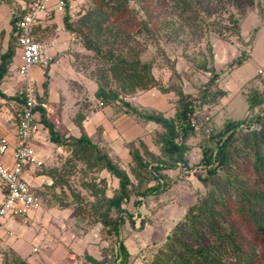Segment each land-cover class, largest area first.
<instances>
[{
	"label": "trees",
	"instance_id": "1",
	"mask_svg": "<svg viewBox=\"0 0 264 264\" xmlns=\"http://www.w3.org/2000/svg\"><path fill=\"white\" fill-rule=\"evenodd\" d=\"M129 1L89 0L90 6L75 22L68 13L62 20L64 27L79 37L82 45L101 60L88 76L95 83L94 99L87 103L88 110L98 109L101 101L102 106L118 105L125 108L130 116L155 122L161 127L152 135V143L157 149L151 150L140 137L136 138L139 146L132 140L125 142L130 158L127 170L118 157L110 154L111 147L107 143L94 141L83 131L81 122L86 113L77 111L73 116L81 129L79 136H65L54 128L45 109L37 106L48 137L61 153L57 157L62 159L57 165L42 163L38 174L50 177L51 183L41 184L32 190L46 202L53 201L61 208H70L75 219L82 217L90 226L101 224L102 230L114 235L116 249L112 258L105 263L84 254L91 264H125L129 252L120 238L121 227L127 223L132 230L139 231L149 220L148 215L137 213L136 222L130 205L139 210L145 208V199L152 202L153 198L169 189L174 181L166 171H180V168L188 166L187 156L192 148L190 141L202 134L199 140L201 158L194 172L207 189L186 209L183 219L171 229V235L154 253L150 264H264V111L262 114L255 112L257 107L264 106V86L259 88L250 82L245 88L241 87L246 93L248 110L252 113L249 120L226 117L220 124H215L212 119L202 116L205 109L216 105L228 93L221 86L223 72L246 61L248 51L242 50L220 70L213 66L205 68L209 78L198 86L194 85L193 91L183 90L182 71L176 72L171 62L174 79L165 85L154 76L153 61L142 60L144 47L137 40L140 32L152 37L168 23L160 20V15H167L165 0H135L145 14L144 20L129 6ZM196 1L174 2L180 17L191 27V19L195 20L198 15L194 8ZM230 1L236 9L242 7L244 14L254 3V0ZM70 2L67 0L66 11H69ZM25 13L26 8L17 6L16 12L11 14L7 45L0 54V85L11 72L10 64L18 52L17 22ZM227 19L230 24L216 23V33L227 39L225 32H229L245 44L247 41L241 38L239 18L231 12ZM38 27L39 24H34L33 36ZM227 40L233 42L229 38ZM208 48L211 57L207 60L212 64V47ZM188 73L185 78L191 86L192 75ZM216 85L218 88L215 89ZM42 87L44 92L42 96L38 95L39 102L45 100L47 79ZM147 89L175 93L177 98L172 117L155 110L142 112L127 99L138 90ZM0 97H6L1 88ZM12 97L8 99L20 101L17 95ZM89 104H93V108H89ZM203 119H210L213 125L206 128L209 123ZM97 143L100 144V153H103L99 156L101 173L106 172V175L94 178L82 174L74 182L75 175L91 158V152L99 150ZM108 177L117 180L116 186L109 184ZM149 195L152 197L148 198ZM3 264L27 263L16 258L15 262L5 260Z\"/></svg>",
	"mask_w": 264,
	"mask_h": 264
},
{
	"label": "rangeland",
	"instance_id": "2",
	"mask_svg": "<svg viewBox=\"0 0 264 264\" xmlns=\"http://www.w3.org/2000/svg\"><path fill=\"white\" fill-rule=\"evenodd\" d=\"M152 1L155 2L156 0ZM174 2L175 0H165L164 8L167 11V15H160L161 21L166 20L168 22L165 27H160L152 37L143 31L138 35L137 40L144 47V52L141 55L142 60L153 61V74L165 85L174 79V70L170 66V63L173 62L175 71H182L183 90L186 92L187 90L193 91L192 87L189 86V80L185 78L187 72H191L192 76L190 80L198 86L202 83L201 81H206L210 76L209 73L204 71L205 68L213 66L216 70H220L225 68L226 64L237 57L242 50L248 51L250 57L246 61L239 66L231 67L229 71L223 72L221 75V86L225 88H227L226 85L232 86L235 89V86L239 85L240 88L237 93L228 95L230 100L227 102V106L218 110L220 112L217 115L215 114L217 109L214 110L212 107H209L202 112V116L209 117L215 124H220L226 117L232 120H249L252 113L248 110L245 98L246 93L241 90V87L245 88L246 83L250 82L259 88H263L264 86V78L258 76L257 73V71H263L264 74V0H262V3H260V0H254V3L247 7L245 14L242 7L238 10L231 6L230 0H197L194 8L197 10L198 15L195 20L194 18L191 19L193 20L192 27L188 26L186 21L180 17ZM70 3L69 11H65L66 13L60 16L63 19L64 15L68 13L74 22L90 6L89 0H71ZM219 4L222 5L218 7ZM129 6L134 9L139 18L146 19L145 14L139 8L140 4L136 3L135 0H130ZM231 12L239 18L241 38L243 41H247L245 44L240 42L237 36L229 32H225L227 34L226 38H229L233 42H229L216 33L218 30L217 24H230L227 18ZM56 21L60 22V20ZM51 30L47 31L50 32ZM71 35L75 39H73L74 43L72 45L73 60L82 67L87 76H91L90 71L97 64L101 63V60L95 53L82 45L79 37H76L74 34ZM208 46L212 47V64L208 61L211 57ZM14 71L15 77H18L19 87L23 83V78L18 74L16 68ZM92 77L94 78V76ZM66 86L64 84V87ZM216 88H218L217 85ZM79 92L80 90L77 96L82 97L79 95ZM166 94L168 95L161 93L157 89L138 90L132 96H128V99L134 107L142 112L165 109L167 104L172 107L174 112V101L177 96L172 92L171 94ZM132 97L134 98L131 100L130 98ZM263 108L264 106L257 107L255 112L262 114ZM246 116L248 117L246 118ZM133 117L136 116L133 115ZM135 119L140 120L137 117ZM210 119H203L205 123H209L206 128L212 124L209 121ZM141 120L144 121L143 119ZM245 125L242 124L241 126ZM152 126H149L148 129L155 127ZM155 130H161V127L160 129L151 130V137L146 134V143L152 142V135ZM201 138L202 134L198 135V137H193L190 141L192 148L187 156L188 166L186 168H180V171L179 169H169L166 171L174 181L169 189L153 198L152 202L145 199V201L147 200L146 209L142 207L139 210L137 207L130 205L136 222L139 217L137 213L148 215L149 220L144 228L139 231L132 230L127 223L121 227L120 238L129 252V257L125 264H150L154 253L163 246L167 237L171 235V229L179 220L183 219L186 209L198 197L204 195L207 188L196 178L194 172L201 158L199 146ZM132 141L139 146L137 139L134 138ZM38 143L40 149L39 157L45 158V163L52 164L51 161L56 157H53L51 154V144L47 142V146H44L42 145L44 142L38 141ZM99 146L100 144L97 143L98 148ZM101 149L104 151L103 147ZM91 154V158L78 171V174L75 175L74 182H77L79 176L82 174L86 177L94 178L96 176H105V172L101 173L102 170L99 163V156L103 154L100 153V148L98 151L91 152ZM61 159L59 157L58 162ZM121 164L128 170V163L126 164L121 161ZM25 173L24 177L28 180L34 179L32 176H28L29 173H26V175ZM108 178L111 180L110 177ZM115 180L113 179V182ZM33 186L36 188L40 185ZM151 197L150 195L148 196V198ZM3 198L4 193L0 186V203ZM41 200V205L35 210L30 211L27 216L4 218L2 229L7 234L4 233L2 234L3 236H0V264H3L5 260L10 263L15 262L16 258L25 261L27 264H49L50 261L42 257L44 250L40 249V239L43 237L46 240V237H50L51 240V238L58 236L57 234L60 233H63L64 236L66 234L70 236L71 234L70 239L75 241L80 247L85 246L87 243L82 241L85 238L88 240V244L84 249L79 250L80 253L74 254V259L71 257L72 252H70V256L66 257V255H62V257H58L55 260L57 264H61L59 262H62V258L64 257H66L67 261L64 259L63 264H71V262L76 264H91L85 259L84 254L105 262L114 254V250L116 249L115 237L111 232L106 231V229L102 230L101 224L87 225L82 217L75 219L70 208H61L53 201L49 203L43 198ZM33 248H37V250L33 251ZM50 252L48 255L53 257L54 254H50Z\"/></svg>",
	"mask_w": 264,
	"mask_h": 264
},
{
	"label": "crops",
	"instance_id": "3",
	"mask_svg": "<svg viewBox=\"0 0 264 264\" xmlns=\"http://www.w3.org/2000/svg\"><path fill=\"white\" fill-rule=\"evenodd\" d=\"M27 1L31 2L32 0H8V2L5 0L4 4H0V54L5 51L7 45V38L11 29L10 17L13 8H17V6L24 7L28 4ZM56 20H60V22ZM38 24L39 27L34 34V38L38 39V42L48 53L56 54L57 57L59 56L58 63L52 64L46 69H42L38 66H34L31 69V73L37 83L39 96H42L44 92L42 83L45 79L48 80L47 92L43 102L46 104V108H44L46 115L54 128L65 136H79L81 129L78 127L76 121H74L73 116L77 111H82L86 113V117L81 122L83 131L93 138L94 141L107 143L111 147L110 154L118 157L120 161L129 164L130 158L127 149L124 147V143L134 138L136 139L137 137H140L151 150H156V145L152 142L146 143L145 140L146 134L151 137L150 133L154 129H160V126L155 122L136 120V117L130 116V114L125 112V108L121 109L114 104L101 105L98 109L88 110L87 103H90L94 99L93 92L95 90V83L88 78L82 67L74 62L72 45L75 39L73 40L71 33L64 27L60 14H56L52 19ZM54 24H56V26H54ZM49 29L52 30L49 32L47 31ZM17 62L18 53L10 64L11 72L6 75L0 85L1 90L6 94V97H0V135L6 136L10 143H14L16 138V121L13 118V101L15 99L12 101V99L8 98L12 97L16 88H18V77L16 78L14 75ZM257 73H259L260 77L264 78L263 71L261 73L257 71ZM64 84L67 86L64 87ZM194 85V82L191 86L189 84L192 89ZM226 87L228 93L219 99V102L214 105L215 107L212 106V109H217L215 112L216 115L220 112L218 110L227 106V102L230 100L228 95L237 93L240 88L239 85H236V88L234 87L235 89H233L232 86L229 87L226 85ZM79 90V95L82 97L77 96ZM165 95L168 94L165 93ZM133 98L134 97L130 99L132 100ZM10 105L12 107H10ZM89 108H93V104H89ZM158 111L162 112L166 117H172L174 113L172 107L168 104L165 109H160ZM39 114L37 120L34 121L31 142L35 146L38 154L40 151L38 141L44 142L42 143L44 146H47V142H49L51 144L50 147H52L51 154L56 158L51 161L52 164L45 163V158H39L45 165H57L59 163V156L57 157V155H61V153L57 150V145L48 137L47 130L44 129ZM203 118L206 119L209 117L203 115ZM151 125L155 127L153 129H148ZM28 176L34 178L31 180L32 186L51 183L50 177L38 174V171L30 172ZM110 178L111 180L108 178L109 184L113 187L116 186L117 180H115L114 177ZM113 179L115 180L114 182ZM4 233L7 234V232L2 230V234ZM2 234L1 236H3ZM57 235L58 236L51 238V240L54 241H51L50 237H46V240L43 237L40 239V249L42 251L44 250L42 257L45 260L48 259L50 261L49 264H57L55 260L58 257H62V255H66V257L68 255L70 256V252L73 253L71 257H74L75 253H80L79 250L84 249L88 244L86 238L82 241L87 243L85 246L80 247L75 241L70 239L71 234L70 236L66 234L68 238L64 236L63 233ZM35 241L37 242V240ZM49 251H51L50 254H54L53 257L48 255ZM66 257L62 258V262L59 263L63 264L64 259L67 261ZM71 264L76 263L71 262Z\"/></svg>",
	"mask_w": 264,
	"mask_h": 264
},
{
	"label": "built area",
	"instance_id": "4",
	"mask_svg": "<svg viewBox=\"0 0 264 264\" xmlns=\"http://www.w3.org/2000/svg\"><path fill=\"white\" fill-rule=\"evenodd\" d=\"M4 2L5 0H0V4ZM66 7L67 0H32L22 7L26 8V13L17 22L19 46L18 62L15 68L23 78V83L19 85L15 93L20 101L17 99L13 101L16 121L15 141L10 143L6 136L0 135V186L4 193L0 203V231L5 217L27 216L42 203L41 197L32 190L34 186L31 185V181L24 177L25 172H36L42 165V160L38 157L31 138L34 121L40 113L37 106L46 108V104L38 100L37 83L31 69L34 66L45 69L58 63L59 56L48 53L34 39L32 30L34 24L50 20L56 14H64ZM68 7L70 8V5ZM16 10L17 8L14 7L11 14ZM99 105H102L101 101ZM1 234L2 232L0 236ZM36 250L37 248H33V251Z\"/></svg>",
	"mask_w": 264,
	"mask_h": 264
},
{
	"label": "clouds",
	"instance_id": "5",
	"mask_svg": "<svg viewBox=\"0 0 264 264\" xmlns=\"http://www.w3.org/2000/svg\"><path fill=\"white\" fill-rule=\"evenodd\" d=\"M73 39H74V37H73ZM48 67H50V66H48ZM46 69V68H45ZM262 72V71H261ZM39 93V92H38ZM39 95V94H38ZM44 108V107H43ZM14 118V117H13ZM32 134H33V131H32ZM32 143V142H31ZM34 146V145H33ZM35 147V146H34ZM37 155H38V153H37ZM39 157V156H38ZM42 163H43V161H42ZM40 170V169H39Z\"/></svg>",
	"mask_w": 264,
	"mask_h": 264
}]
</instances>
